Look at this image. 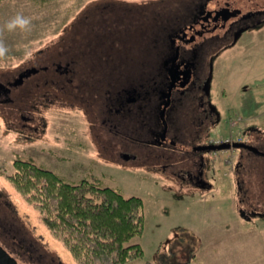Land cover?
Listing matches in <instances>:
<instances>
[{
  "label": "flooded vegetation",
  "instance_id": "flooded-vegetation-1",
  "mask_svg": "<svg viewBox=\"0 0 264 264\" xmlns=\"http://www.w3.org/2000/svg\"><path fill=\"white\" fill-rule=\"evenodd\" d=\"M217 2L105 0L78 14L59 55L0 74L1 135L25 148L49 144L41 108L63 103L85 119L96 159L105 155L154 173L192 200L215 202L221 184L240 222L264 226V126L225 117L212 96L217 59L264 27V7L232 15L218 30L216 13H232L234 0ZM213 12L215 20L200 25ZM229 123L237 132L223 138L219 128ZM25 151L28 157L14 161L35 163ZM220 164L228 167L225 184L215 179ZM6 233L0 224V246L19 263L44 264Z\"/></svg>",
  "mask_w": 264,
  "mask_h": 264
},
{
  "label": "rangeland",
  "instance_id": "rangeland-1",
  "mask_svg": "<svg viewBox=\"0 0 264 264\" xmlns=\"http://www.w3.org/2000/svg\"><path fill=\"white\" fill-rule=\"evenodd\" d=\"M101 1L105 0H2L0 42L8 52L0 58V74L15 71L27 61L46 62L53 54L59 55L64 35L69 38L78 27V14L101 8ZM17 14L31 19L30 31L8 32L4 28ZM41 49L43 53L35 57ZM214 67L212 96L220 112L225 117L229 114L235 118L238 114L246 120L254 118L264 126V27L245 33L234 47L222 53ZM41 109L46 120L45 141L49 144L34 142L25 148L14 144L13 135L3 137L0 133V224L6 235L29 247L34 260L76 264L60 241L48 234L34 207L6 179L15 171L14 159L28 157L25 150L38 166L65 179H91L116 189L124 197L138 196L143 200L144 232L128 242L140 244L143 257L128 264H264V226L252 229L237 219L227 187L218 186L215 202L208 197L198 201L180 196L154 173L132 170V164L103 154L96 159V149L86 138L85 119L80 112H71V107L63 103ZM219 132L226 138L237 128L232 129L229 123ZM227 156L228 153L221 158ZM227 168L221 164L218 167L215 179L219 183H226ZM196 237L201 243L194 240Z\"/></svg>",
  "mask_w": 264,
  "mask_h": 264
},
{
  "label": "trees",
  "instance_id": "trees-1",
  "mask_svg": "<svg viewBox=\"0 0 264 264\" xmlns=\"http://www.w3.org/2000/svg\"><path fill=\"white\" fill-rule=\"evenodd\" d=\"M13 167L6 179L76 264H128L143 257L140 244L128 243L144 232L140 197H124L91 179L74 182L21 158Z\"/></svg>",
  "mask_w": 264,
  "mask_h": 264
},
{
  "label": "water",
  "instance_id": "water-1",
  "mask_svg": "<svg viewBox=\"0 0 264 264\" xmlns=\"http://www.w3.org/2000/svg\"><path fill=\"white\" fill-rule=\"evenodd\" d=\"M222 0H218L217 4H215L216 6L220 4ZM216 6H212L211 9H213V11L215 10L214 8ZM264 7V0H234L233 2V8L234 10L232 11V13L230 12L229 14H223L222 12H228V10L224 9L221 13H216L217 16L216 18H218V20L220 19V22H218V30H221V28H223L224 24L226 23L227 19L232 17V15H236L239 14L240 12H243L244 10H249V9H255V8H261ZM215 12V11H214ZM213 12L209 14V17L207 16L206 18L202 19L201 24L210 22V21H214L215 20V13ZM214 31V30H213ZM202 32V31H201ZM200 32V33H201ZM206 32V31H205ZM228 148V147H226ZM215 149H224V147H218L216 146ZM0 264H21L17 261V259H15L14 257H12L6 250L5 248H3L2 246H0Z\"/></svg>",
  "mask_w": 264,
  "mask_h": 264
},
{
  "label": "clouds",
  "instance_id": "clouds-1",
  "mask_svg": "<svg viewBox=\"0 0 264 264\" xmlns=\"http://www.w3.org/2000/svg\"><path fill=\"white\" fill-rule=\"evenodd\" d=\"M30 27L31 19L21 14H17L4 25V28L8 32H15L17 30L27 32L30 31ZM7 52V47L3 44V42H0V58H4Z\"/></svg>",
  "mask_w": 264,
  "mask_h": 264
},
{
  "label": "crops",
  "instance_id": "crops-1",
  "mask_svg": "<svg viewBox=\"0 0 264 264\" xmlns=\"http://www.w3.org/2000/svg\"><path fill=\"white\" fill-rule=\"evenodd\" d=\"M186 264H188V263H186Z\"/></svg>",
  "mask_w": 264,
  "mask_h": 264
}]
</instances>
